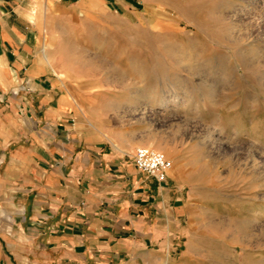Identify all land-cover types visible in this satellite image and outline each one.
Masks as SVG:
<instances>
[{
  "label": "rangeland",
  "instance_id": "1",
  "mask_svg": "<svg viewBox=\"0 0 264 264\" xmlns=\"http://www.w3.org/2000/svg\"><path fill=\"white\" fill-rule=\"evenodd\" d=\"M51 18L42 47L66 88H106L93 125L116 138L144 118L135 150L163 153L188 192L186 264H264V0H89ZM227 31L258 55L242 85L217 64Z\"/></svg>",
  "mask_w": 264,
  "mask_h": 264
},
{
  "label": "crops",
  "instance_id": "2",
  "mask_svg": "<svg viewBox=\"0 0 264 264\" xmlns=\"http://www.w3.org/2000/svg\"><path fill=\"white\" fill-rule=\"evenodd\" d=\"M86 1L0 0V264H186L188 192L133 163L150 124L104 133L42 47L52 8Z\"/></svg>",
  "mask_w": 264,
  "mask_h": 264
},
{
  "label": "bare ground",
  "instance_id": "3",
  "mask_svg": "<svg viewBox=\"0 0 264 264\" xmlns=\"http://www.w3.org/2000/svg\"><path fill=\"white\" fill-rule=\"evenodd\" d=\"M225 36H226V39L229 40V42L234 43V45H229V44H227V46L225 45V47H228L229 49H231V52L230 53L227 52L226 55H221L222 57L220 58V61L217 63L219 69L223 72V82L224 83H232L235 86L236 85H242V83L244 82V79L247 80L246 77L251 78L250 76L253 75V72H255V77L257 76L258 71H255L254 68L258 67V65H259V63L257 61L258 55L255 56L256 54L254 55V53H253V55L252 54L250 55V53H248V52H245L243 50H239V48L237 47L238 45L236 44L237 42L239 43V41H237L239 39H235V38L233 39V37L231 36V33H229L228 31L225 33ZM242 38L244 40V37H242ZM240 42H242V40ZM176 51H177V49H176ZM232 59H234V62L236 63V65H234V66H233ZM257 69L258 68H256V70ZM229 72H230V74H229ZM263 76H264L263 74L260 75L259 79H263Z\"/></svg>",
  "mask_w": 264,
  "mask_h": 264
},
{
  "label": "built area",
  "instance_id": "4",
  "mask_svg": "<svg viewBox=\"0 0 264 264\" xmlns=\"http://www.w3.org/2000/svg\"><path fill=\"white\" fill-rule=\"evenodd\" d=\"M133 163L137 170L147 173L160 184L166 182L167 173L172 168L170 160L163 153L145 147L136 148Z\"/></svg>",
  "mask_w": 264,
  "mask_h": 264
}]
</instances>
